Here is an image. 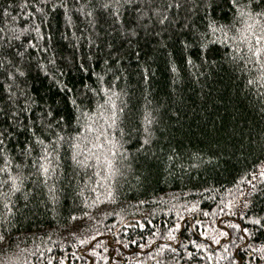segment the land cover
I'll return each mask as SVG.
<instances>
[{"label": "trees", "instance_id": "16d2710c", "mask_svg": "<svg viewBox=\"0 0 264 264\" xmlns=\"http://www.w3.org/2000/svg\"><path fill=\"white\" fill-rule=\"evenodd\" d=\"M262 11L0 0V264H264Z\"/></svg>", "mask_w": 264, "mask_h": 264}, {"label": "snow or ice", "instance_id": "6c2138e0", "mask_svg": "<svg viewBox=\"0 0 264 264\" xmlns=\"http://www.w3.org/2000/svg\"><path fill=\"white\" fill-rule=\"evenodd\" d=\"M233 3L235 4V0H233ZM176 6L179 7L178 4H177ZM104 7H107V5H104ZM37 11L42 12L43 9H41V8H37ZM258 15H264V11H262V12L259 13ZM248 16H249V18H251L252 14H251V13H248ZM36 30H37V32H39V29H36ZM257 40H258V42H259V38H257ZM189 62H191V61H189ZM73 103H75V101H73ZM113 115H114V114H113ZM254 223H255V224H261V221H260V220H255ZM236 227H239V226L237 225ZM261 227H264V224H262ZM244 231H247V229H244ZM224 235H227V233H224ZM0 239H2V237H0ZM213 239L215 240L214 237H213ZM215 242H216V243H219L218 240H216ZM81 243H83V241H81ZM254 251H256V250L254 249ZM261 251L264 252V246H262ZM260 258H261V259H264V255H262Z\"/></svg>", "mask_w": 264, "mask_h": 264}]
</instances>
